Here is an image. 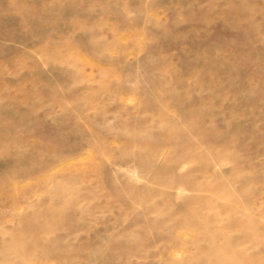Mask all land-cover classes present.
<instances>
[{"label":"rangeland","instance_id":"1","mask_svg":"<svg viewBox=\"0 0 264 264\" xmlns=\"http://www.w3.org/2000/svg\"><path fill=\"white\" fill-rule=\"evenodd\" d=\"M0 264H264V0H0Z\"/></svg>","mask_w":264,"mask_h":264}]
</instances>
